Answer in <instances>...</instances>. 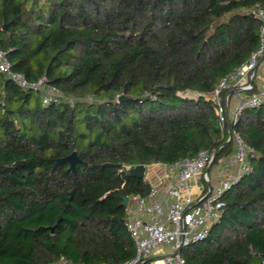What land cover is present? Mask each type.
<instances>
[{"label": "trees", "instance_id": "16d2710c", "mask_svg": "<svg viewBox=\"0 0 264 264\" xmlns=\"http://www.w3.org/2000/svg\"><path fill=\"white\" fill-rule=\"evenodd\" d=\"M255 6L264 0H0L11 71L62 95L43 104L0 73V264L134 256L123 201L151 186L121 169L233 153L205 96L257 50ZM232 128L255 151L251 170L209 234L183 248L189 264L264 260V108ZM73 152L75 172L53 169Z\"/></svg>", "mask_w": 264, "mask_h": 264}, {"label": "built area", "instance_id": "2783aa9c", "mask_svg": "<svg viewBox=\"0 0 264 264\" xmlns=\"http://www.w3.org/2000/svg\"><path fill=\"white\" fill-rule=\"evenodd\" d=\"M254 16L260 21L259 46L249 59L236 70L220 79L214 91L205 99L214 104L215 115L222 136L230 140L233 157L230 175L215 187L211 186L209 171L215 164L217 152L200 151L196 156L170 165H161L166 178L173 175L174 182L165 189L168 202L154 200L159 193L152 186L145 197L127 196L123 226L134 244V256L120 264H189L179 249L202 241L224 212V195L251 170L249 159L255 155L241 135L232 128L244 109L264 108V7L255 6ZM261 69V70H260ZM0 73L23 89L42 93V103H57L61 93L46 85V79L28 83L20 74L11 71L6 53L0 49ZM230 127V136L229 129ZM123 166L121 171L130 170ZM168 173V174H167ZM201 181L203 190L195 194L191 182ZM55 264H71L61 258ZM258 264H264V260Z\"/></svg>", "mask_w": 264, "mask_h": 264}, {"label": "crops", "instance_id": "0c3cea01", "mask_svg": "<svg viewBox=\"0 0 264 264\" xmlns=\"http://www.w3.org/2000/svg\"><path fill=\"white\" fill-rule=\"evenodd\" d=\"M233 157V153L226 157L220 159L221 166H218L217 169L219 172L215 177H213V181L211 182V186L217 185L219 181H217V177L221 174L222 179L227 178L230 175V172H233V169H230V160ZM148 169V173L146 170ZM216 173V171H215ZM168 174V173H167ZM144 181L150 184V186L158 187L159 193L155 196L154 200L165 203L168 200L165 198V189L166 187L174 182L173 175H169L166 178V171L160 164H153L145 167L144 173ZM193 193L197 194L201 190H203L204 185H202L201 181L198 179H194L191 182Z\"/></svg>", "mask_w": 264, "mask_h": 264}, {"label": "water", "instance_id": "95a60500", "mask_svg": "<svg viewBox=\"0 0 264 264\" xmlns=\"http://www.w3.org/2000/svg\"><path fill=\"white\" fill-rule=\"evenodd\" d=\"M264 59V57H262L258 64L261 63V61ZM229 129V136H230V127H228ZM230 143V140H228L226 142V144H229ZM217 156V153L215 154V157ZM77 163H80V160L78 159L77 155L75 152H73L72 154H70L69 156L67 157H64V158H61V159H58L56 160L55 162V165L53 167V169H55L58 165L60 164H67L68 165V170L71 171V172H75V166ZM144 173H145V166L144 165H139V166H136V167H133L129 170V174L130 176L132 177H135L137 179H144ZM127 204V198H124V201H123V206H126ZM49 230L51 233L54 232V227H49ZM182 249H179L177 252H180Z\"/></svg>", "mask_w": 264, "mask_h": 264}, {"label": "rangeland", "instance_id": "374dc122", "mask_svg": "<svg viewBox=\"0 0 264 264\" xmlns=\"http://www.w3.org/2000/svg\"><path fill=\"white\" fill-rule=\"evenodd\" d=\"M260 70H261V69H260ZM218 166H221L219 160H218L217 163H215V164L211 167V169H210V171H209V176H210L211 182L213 181V177H215V176L217 175V173L219 172V170L217 169ZM215 171H216V173H215ZM146 172L148 173V169L146 170ZM217 181H219L218 184H219L221 181H223V179H222V175H221V174L217 177ZM218 184H217V185H218ZM212 186H213V185H212ZM215 186H216V185H214L213 187H215ZM185 252H186V249H182V250L180 251V254L183 256V254H184Z\"/></svg>", "mask_w": 264, "mask_h": 264}]
</instances>
